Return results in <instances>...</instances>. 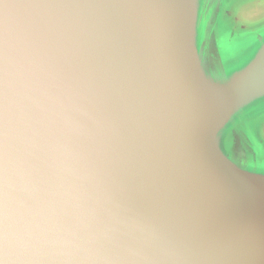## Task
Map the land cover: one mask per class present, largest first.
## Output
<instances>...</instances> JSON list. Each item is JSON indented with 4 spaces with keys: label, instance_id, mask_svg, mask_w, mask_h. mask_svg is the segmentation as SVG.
I'll list each match as a JSON object with an SVG mask.
<instances>
[{
    "label": "clouds",
    "instance_id": "1",
    "mask_svg": "<svg viewBox=\"0 0 264 264\" xmlns=\"http://www.w3.org/2000/svg\"><path fill=\"white\" fill-rule=\"evenodd\" d=\"M172 3L0 0V264H264L198 147Z\"/></svg>",
    "mask_w": 264,
    "mask_h": 264
},
{
    "label": "water",
    "instance_id": "2",
    "mask_svg": "<svg viewBox=\"0 0 264 264\" xmlns=\"http://www.w3.org/2000/svg\"><path fill=\"white\" fill-rule=\"evenodd\" d=\"M171 17L174 52L187 85L198 147L224 186L226 210L250 224L264 243V174L236 164L219 142L234 115L264 97V41L247 66L218 81L206 73L197 48L198 0H173Z\"/></svg>",
    "mask_w": 264,
    "mask_h": 264
},
{
    "label": "rangeland",
    "instance_id": "3",
    "mask_svg": "<svg viewBox=\"0 0 264 264\" xmlns=\"http://www.w3.org/2000/svg\"><path fill=\"white\" fill-rule=\"evenodd\" d=\"M212 40L218 60L226 71L242 70L256 55L264 38V0H214L201 12L199 39ZM223 147L229 151L235 140L250 150L248 163L264 172V97L237 112L221 131Z\"/></svg>",
    "mask_w": 264,
    "mask_h": 264
},
{
    "label": "flooded vegetation",
    "instance_id": "4",
    "mask_svg": "<svg viewBox=\"0 0 264 264\" xmlns=\"http://www.w3.org/2000/svg\"><path fill=\"white\" fill-rule=\"evenodd\" d=\"M213 2L214 0H198V21H197V33H196L197 48L204 69L210 77L214 78L213 75L216 73H222L225 76H231L234 75L236 71L234 70L226 71V67L217 58L216 49L214 47L212 40L209 39V37L205 36V34H203L201 39H199L198 36L200 13L203 11L208 12L209 9L212 7ZM219 142L222 151L236 164H238L243 168L244 166H251V167L254 166L248 163L250 150L248 149L247 145L244 142L238 139L235 140V142L231 145L229 151H227L223 147L220 137H219ZM254 167L257 168L255 169L257 173H261L259 171L262 169L261 167H257V166ZM262 174H264V172Z\"/></svg>",
    "mask_w": 264,
    "mask_h": 264
},
{
    "label": "trees",
    "instance_id": "5",
    "mask_svg": "<svg viewBox=\"0 0 264 264\" xmlns=\"http://www.w3.org/2000/svg\"><path fill=\"white\" fill-rule=\"evenodd\" d=\"M264 41V38L262 39V41H261V43ZM240 71V70H239ZM238 72V71H237ZM236 72V73H237ZM235 73V74H236ZM232 76V75H231ZM231 76H225L224 74H222V73H216V74H214L213 75V77H214V79H216V80H218V81H225V80H227V79H229ZM244 168H246V169H248V170H250V171H254V172H256V170L255 169H257V168H255L254 166H244Z\"/></svg>",
    "mask_w": 264,
    "mask_h": 264
}]
</instances>
